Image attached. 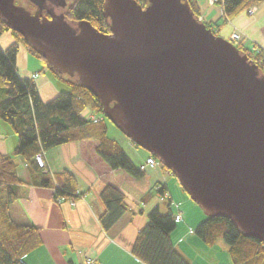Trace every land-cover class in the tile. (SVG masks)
<instances>
[{
	"label": "water",
	"instance_id": "obj_1",
	"mask_svg": "<svg viewBox=\"0 0 264 264\" xmlns=\"http://www.w3.org/2000/svg\"><path fill=\"white\" fill-rule=\"evenodd\" d=\"M0 0V18L176 177L206 216L264 243V75L188 0H105L111 33Z\"/></svg>",
	"mask_w": 264,
	"mask_h": 264
},
{
	"label": "trees",
	"instance_id": "obj_2",
	"mask_svg": "<svg viewBox=\"0 0 264 264\" xmlns=\"http://www.w3.org/2000/svg\"><path fill=\"white\" fill-rule=\"evenodd\" d=\"M136 1L140 5H146V0ZM104 2L105 0H73L66 10V19L73 23L88 21L100 32L109 34L111 30L104 16ZM188 2L195 15L201 18L198 0ZM263 2L264 0H217L215 4L223 8L224 25ZM205 24L214 34L219 35L218 23ZM8 33L14 42L7 48L0 46V121L13 129L18 143L12 154L0 153V264H26V256L40 248L43 241L41 228L30 223H19L11 215L10 206L18 200V186L22 183L15 157H22L35 176L39 175L41 186H54L56 201L75 202L82 197L76 177L64 171L55 176L54 183L44 173L47 169L37 165L35 157L72 142L83 143L97 164L105 169L101 173L105 187L100 193L104 211L99 222L108 234H112L126 215L134 214L127 195L116 185L114 172L121 170L128 181H140L146 177V173L132 162L117 141L109 137V124H113L103 115L99 99L78 84L76 78L62 77L64 74L53 69L41 54L20 34L11 31L0 18V38ZM234 44L248 55L264 75V50L256 45L246 46L243 42ZM21 46L30 56L43 63L44 71L55 75L69 90L61 91L52 100L44 102L35 78L25 79L18 73L17 61ZM87 110L91 113L89 117L84 115ZM91 116L99 121L95 123ZM149 156L152 155L148 153ZM159 163L163 166L160 161ZM163 168L171 172L165 166ZM158 192L160 198L167 194L161 187ZM146 199L147 197L144 202ZM166 205L167 213H162L158 206L147 215V224L138 231L131 254L143 264H192L173 244L172 234L178 224L175 223V214L170 205ZM194 233L210 247L223 241L229 247L231 264H264V243L245 237L229 219L207 216Z\"/></svg>",
	"mask_w": 264,
	"mask_h": 264
},
{
	"label": "crops",
	"instance_id": "obj_3",
	"mask_svg": "<svg viewBox=\"0 0 264 264\" xmlns=\"http://www.w3.org/2000/svg\"><path fill=\"white\" fill-rule=\"evenodd\" d=\"M198 2L201 8L200 19L204 23H218L220 36L229 37L234 32L240 33L244 45H256L264 50V8H260V5L251 9L254 12L253 16L245 12L223 25L222 7L223 14L219 21L217 13L211 14L213 6L205 0H198ZM1 39L7 43V46H2L0 42L2 48H7L14 42L9 33L4 34L0 41ZM33 59L35 58L21 46L17 61L18 73L25 79H31L34 75H38L35 82L44 102L52 100L61 91H66L63 87H58L46 75L41 77L40 73L45 72V67L40 65V61L35 62ZM32 65L34 70L29 69ZM62 86L68 87L66 84ZM112 126L114 129L109 127L108 130L109 137L120 144L124 152L139 168L147 159L148 153L137 148L114 125ZM3 137L5 136L0 132V153L12 154L14 150L12 152L7 150ZM13 139L15 140V137ZM17 143L14 144V149ZM45 156L47 171L44 173L48 174L56 183L55 176L57 174L64 171L70 172L78 181V191L82 197L75 201V205H72L70 201H56L54 186H41L39 175L35 176L22 157L17 158L18 175L22 183L18 186V200L10 206V212L15 221L30 223L41 228L43 241L40 248L26 256L24 259L26 264H82L86 257L94 258L100 264H143L131 254V247L138 231L147 224V215L158 206L162 213H167L166 203L170 205L174 214L178 211L176 204H180V211L184 216L183 222L177 225L172 234V241L177 250L192 260L196 249H205L206 254L213 257L212 264H231L230 258H224L222 263V261H218L217 257L218 249L220 253H228L227 245L223 247L221 243H217L213 247L208 245L206 247L201 240L197 241L193 238L195 234L189 235L192 228L187 220L191 221L194 220L193 217H196L194 223H201L205 218H201L198 207L192 203L176 177L163 166L160 165L155 169L145 171L146 177L140 181L126 180L121 170L114 172L116 185L127 195L128 203L133 208L134 214L126 215L112 234H108L99 222V217L104 211L100 193L105 187L101 179V173L105 169L97 164L81 142H72L57 147L46 152ZM160 187L167 193L165 202H160L161 196L158 192ZM146 197V202H144ZM185 212H187V217L183 214ZM189 216L192 218L191 220L188 218ZM183 238H190L193 241L192 244L196 245L193 252L191 251L192 246H181L184 242ZM181 239L183 241L180 242Z\"/></svg>",
	"mask_w": 264,
	"mask_h": 264
},
{
	"label": "rangeland",
	"instance_id": "obj_4",
	"mask_svg": "<svg viewBox=\"0 0 264 264\" xmlns=\"http://www.w3.org/2000/svg\"><path fill=\"white\" fill-rule=\"evenodd\" d=\"M201 1H203V0H201ZM205 1H207L211 6H213L212 8H211V14L212 15H215L216 13L219 15V17L217 18V20H219L220 21V19H221V17H222V8H221V6L220 5H218V4H211V2H210V0H205ZM64 2H65V7H63L62 9H61V12H65L66 10H67V8H68V6H70L71 4H72V2H73V0H64ZM202 3V2H201ZM19 5H21L22 7L24 6V4H20L19 2L17 3V6H19ZM20 6V7H21ZM26 6V7H25ZM24 7L26 8V9H28V11L30 12V13H32L33 11H34V9L32 8V7H30V6H27V5H25ZM260 8H264V2L262 3V4H260ZM248 14L249 15H252L253 16V14H254V12L251 14L249 11H248ZM223 21V20H222ZM233 35H239L240 36V40H238V41H236V42H243L242 41V35L240 34V33H232L230 36H233ZM230 36L228 37V36H224V35H222V37H224L225 39H227V40H229L230 39ZM1 45L2 46H7V43H5V41H4V39H1ZM35 62L37 61V62H39V60H36V58L35 59H33ZM39 63H41L40 65H42L43 66V63L40 61ZM31 68V70H34V68H33V65L32 66H30L29 67V69ZM40 70V69H39ZM30 72V71H29ZM31 72H33V71H31ZM45 73V74H44ZM44 73H40V75H41V77H44L45 75L47 76V77H49L50 79H52L53 81H54V83L58 86V87H63L65 90H69V88L68 87H64V86H62V85H65V84H63L62 82H60L57 78H56V76L55 75H53L51 72H47V71H45ZM62 77H64V78H70V76H68V75H62ZM86 117H89V115H90V111L89 110H87L86 111V113L84 114ZM109 127L111 128V129H114L113 128V126L112 125H110L109 124ZM0 132H1V134H3L5 137H3V141H5L6 143H4V145H6V148H7V150L8 151H10V152H12L13 150H14V147H15V145H16V143H17V136H16V134L14 133V131H13V129L8 125V124H6V123H4V122H2V121H0ZM15 137V140L13 139ZM1 139V138H0ZM15 144V145H14ZM13 153V152H12ZM17 158L18 157H15V159L17 160ZM155 168H157V166L155 167ZM154 168V169H155ZM166 197V196H165ZM165 200H166V198H165ZM160 202H164V198H161L160 199ZM192 203H194L193 201H192ZM194 205H196L195 203H194ZM197 207H198V209H199V211H200V215H201V218H205L206 219V215H205V212L198 206V205H196ZM163 208H164V205L162 206ZM183 214H185V217H187V212H185V213H183ZM190 220L192 219L190 216L188 217ZM194 218V220H196V217H193ZM183 219H184V216H183ZM194 220L192 219L191 221H188L187 220V222L189 223V224H191L190 225V227L192 228V229H190V231H189V235H194L195 233V231H196V229H197V227L199 226V224H201V223H194ZM186 221V220H185ZM200 222V221H199ZM192 223H194V224H192ZM193 238L195 239V240H197V241H200V239L196 236V235H194L193 236ZM184 239V242H183V244L181 245L182 247H187V246H189V247H191L192 246V248H191V251L193 250L194 251V248H195V246L196 245H193L192 243H193V241L190 239V238H183ZM183 239H181L182 241H183ZM218 243H221V245H223V247H225L226 246V244L223 242V241H219ZM206 245V244H205ZM217 245V244H216ZM206 247H207V245H206ZM207 249V248H206ZM202 250V251H201ZM201 250H195L194 251V255H193V259L191 260L192 261V264H212L211 262H212V260H213V257L212 256H209L208 254H206V252L204 251L205 249H201ZM192 251V252H193ZM216 257V256H215ZM217 257L219 258L218 259V261H222V263L224 262V258H226V257H228L229 258V254L227 253V254H224L223 252H221L220 253V250L218 249V252H217ZM87 258H90V257H86L85 259H84V262L87 260ZM217 259V258H216Z\"/></svg>",
	"mask_w": 264,
	"mask_h": 264
},
{
	"label": "built area",
	"instance_id": "obj_5",
	"mask_svg": "<svg viewBox=\"0 0 264 264\" xmlns=\"http://www.w3.org/2000/svg\"><path fill=\"white\" fill-rule=\"evenodd\" d=\"M211 4H214L217 2V0H210ZM251 14L253 13L252 10L249 11ZM240 40V36L239 35H233L230 36L229 41L231 42H235ZM34 78H36L37 76H33ZM91 120H93L95 123L98 122L99 120L95 117V116H91ZM35 162L37 163V165L42 168V169H47V162H46V156L45 153H40L35 157ZM160 166L159 161L153 157V156H149L147 157V159L145 160V162L140 166V169L143 171H148V170H152L155 167ZM166 196V197H165ZM163 198L165 200V198H167V195H165ZM63 201V200H60ZM72 205H75V202H71ZM176 209L178 210L175 213V223L176 224H180L183 222V215L182 212L180 211V204H176ZM182 240H180L181 242ZM82 264H100L98 260L94 259V258H87V260L85 262H83Z\"/></svg>",
	"mask_w": 264,
	"mask_h": 264
},
{
	"label": "flooded vegetation",
	"instance_id": "obj_6",
	"mask_svg": "<svg viewBox=\"0 0 264 264\" xmlns=\"http://www.w3.org/2000/svg\"><path fill=\"white\" fill-rule=\"evenodd\" d=\"M18 2L24 4V6L27 5L32 7L34 9L32 14H39V16H45L49 19L51 18V15H65L66 13V11L61 12V9L66 6L64 0H17L16 5ZM24 6L23 8L26 7ZM77 22L78 21L74 23Z\"/></svg>",
	"mask_w": 264,
	"mask_h": 264
}]
</instances>
